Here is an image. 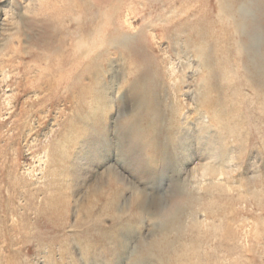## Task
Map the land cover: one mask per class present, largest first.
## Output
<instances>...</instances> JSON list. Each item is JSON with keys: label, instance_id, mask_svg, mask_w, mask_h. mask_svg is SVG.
Masks as SVG:
<instances>
[{"label": "rangeland", "instance_id": "rangeland-1", "mask_svg": "<svg viewBox=\"0 0 264 264\" xmlns=\"http://www.w3.org/2000/svg\"><path fill=\"white\" fill-rule=\"evenodd\" d=\"M263 81L264 0H0V264H264Z\"/></svg>", "mask_w": 264, "mask_h": 264}, {"label": "bare ground", "instance_id": "bare-ground-1", "mask_svg": "<svg viewBox=\"0 0 264 264\" xmlns=\"http://www.w3.org/2000/svg\"><path fill=\"white\" fill-rule=\"evenodd\" d=\"M158 1V0H157ZM167 2V1H166ZM159 4V3H158ZM245 6H247V5H245ZM202 8V7H201ZM247 8H248V6H247ZM127 10V9H126ZM166 10V9H165ZM132 11V10H131ZM144 11V10H143ZM240 13L243 15V16H245V14H246V11L244 10V9H242V10H240ZM161 19V18H160ZM190 20H191V18H190ZM246 25L242 22H239L238 23V29L239 30H241L242 32H246ZM65 31V30H64ZM63 31V32H64ZM129 31V30H128ZM133 31V30H132ZM236 32H237V30H236ZM182 33V32H181ZM253 33V32H252ZM195 41V40H194ZM80 42V41H79ZM126 42V41H125ZM237 44V43H236ZM235 44V45H236ZM194 45V44H193ZM195 46V45H194ZM125 48H126V46H125ZM247 53V52H246ZM70 56V55H69ZM70 60V59H69ZM98 66H99V64H98ZM68 69V68H67ZM95 74V73H94ZM82 75V74H81ZM95 76V75H94ZM96 78V77H95ZM92 79V78H91ZM264 82V81H263ZM257 84H258V82H257ZM255 88V87H254ZM176 212V211H175ZM174 215V214H173ZM167 216H171L172 217V215H170V214H168ZM165 217V216H164ZM174 218V217H173ZM182 223V222H181ZM182 227H184V226H182Z\"/></svg>", "mask_w": 264, "mask_h": 264}]
</instances>
